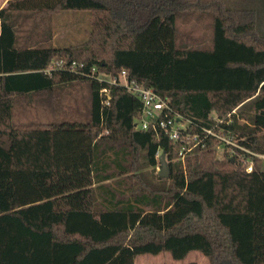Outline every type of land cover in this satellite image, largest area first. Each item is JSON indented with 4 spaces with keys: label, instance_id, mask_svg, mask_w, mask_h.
Here are the masks:
<instances>
[{
    "label": "trees",
    "instance_id": "trees-1",
    "mask_svg": "<svg viewBox=\"0 0 264 264\" xmlns=\"http://www.w3.org/2000/svg\"><path fill=\"white\" fill-rule=\"evenodd\" d=\"M64 11L90 12L85 43L54 48L22 35L23 23ZM51 63L61 68L45 72ZM121 71L189 121L190 134L212 129L235 146L218 159L221 142L208 137L180 162L178 143L135 129L137 98L93 77ZM68 87L85 94L82 105L13 126L17 101ZM135 150L137 171L165 154L170 176L149 192L133 181ZM252 154L264 156L255 9L225 0H9L0 9V264L182 262L192 252L209 264H264V169Z\"/></svg>",
    "mask_w": 264,
    "mask_h": 264
},
{
    "label": "rangeland",
    "instance_id": "rangeland-1",
    "mask_svg": "<svg viewBox=\"0 0 264 264\" xmlns=\"http://www.w3.org/2000/svg\"><path fill=\"white\" fill-rule=\"evenodd\" d=\"M9 0H0V9L5 7ZM229 7L246 6L256 10L258 14V27L264 32V0H225ZM90 21L89 11H64L53 14L42 22H27L21 25L22 35L37 38L41 43H46L54 48H67L83 44L87 41ZM36 40V39H35ZM58 98V99H56ZM85 94L71 87L63 92H55L51 97L24 99L16 102L13 109L12 124L15 128H32L40 124L58 121L57 111L67 112L68 105H82ZM77 105V106H78ZM224 147L217 149L216 157L222 158ZM231 154V151L228 150ZM140 152L134 151L133 181L137 182L139 192L151 191V185L156 183L159 164L138 170L140 165ZM168 164V163H167ZM169 168V166H168ZM260 169H264V160L261 159ZM170 170V169H169ZM170 176V175H169ZM169 178V177H168ZM167 178V179H168ZM163 183H161L162 185ZM166 184H164L165 186ZM209 264L207 259L198 252H192L182 262L171 259L169 254L141 255L134 264Z\"/></svg>",
    "mask_w": 264,
    "mask_h": 264
},
{
    "label": "built area",
    "instance_id": "built-area-1",
    "mask_svg": "<svg viewBox=\"0 0 264 264\" xmlns=\"http://www.w3.org/2000/svg\"><path fill=\"white\" fill-rule=\"evenodd\" d=\"M76 65H71V71L75 72ZM59 63H51L49 69L45 72H50L54 69H60ZM94 72V69L93 71ZM94 74L92 73V76ZM100 82H107L112 86L122 87L126 92L133 97L137 98L141 103V113L139 119L135 123V129L141 132L151 131L153 133L162 132L169 141L178 143L180 149L178 152V160L183 162L184 159L190 155L197 146L201 143V140L208 137L216 138L221 142L219 146H235V144L225 137L219 136L212 129H201V134L187 132V126L189 121H183L182 118L175 113L169 104L162 100L152 89L146 88L143 85L137 84L134 81L128 79L127 74L124 71L117 76H108L105 74H97L93 76ZM243 150V149H242ZM161 151H157L155 159L158 161L161 155ZM254 157L264 160V156L252 154ZM253 170V162L249 161L245 166V172L250 173Z\"/></svg>",
    "mask_w": 264,
    "mask_h": 264
},
{
    "label": "water",
    "instance_id": "water-1",
    "mask_svg": "<svg viewBox=\"0 0 264 264\" xmlns=\"http://www.w3.org/2000/svg\"><path fill=\"white\" fill-rule=\"evenodd\" d=\"M158 163H159V170L157 172V176L161 179H167L170 175V170L168 168V164L165 159V154L163 152L159 157Z\"/></svg>",
    "mask_w": 264,
    "mask_h": 264
},
{
    "label": "crops",
    "instance_id": "crops-1",
    "mask_svg": "<svg viewBox=\"0 0 264 264\" xmlns=\"http://www.w3.org/2000/svg\"><path fill=\"white\" fill-rule=\"evenodd\" d=\"M134 174V173H133ZM120 191V190H119Z\"/></svg>",
    "mask_w": 264,
    "mask_h": 264
}]
</instances>
